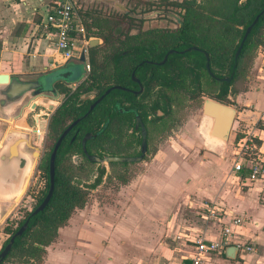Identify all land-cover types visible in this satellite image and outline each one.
I'll return each instance as SVG.
<instances>
[{"label":"crops","instance_id":"obj_1","mask_svg":"<svg viewBox=\"0 0 264 264\" xmlns=\"http://www.w3.org/2000/svg\"><path fill=\"white\" fill-rule=\"evenodd\" d=\"M55 1L0 0V74L33 78L64 64L41 29ZM71 1L80 13L119 11L136 0ZM259 50L227 98L236 110L233 124L247 128L242 133L253 136L264 169V122L256 123V114L264 112V51ZM41 100H34L39 105L33 110V100H28L20 116V110H16L11 127L30 132L35 127V114H52L46 109L49 100L42 104ZM44 117L37 120L42 124L40 131L44 125L41 121L47 120ZM9 119L0 110V150ZM192 129L193 123L187 122L171 137L165 133L154 137L164 143L151 153V159L140 161L142 169L126 183L110 187L109 181H103L90 190L85 206L72 213L67 224L58 229L55 241L46 247L42 264H192L194 240H220L227 223V218L221 223L194 220L189 206L198 207L207 201L221 204L227 215L244 220L241 226L232 227L231 244L251 245L253 251L237 249L235 257L228 258L224 249L220 254L203 256L200 264H264V177L250 182L241 172L232 171L231 154L219 155L214 148L207 152L198 149L195 144L203 139L197 140ZM20 174L13 179L17 184ZM100 187L104 188V196H95ZM15 196L16 192L0 190V234L1 224L16 205L17 201L12 202ZM4 240L0 238V248Z\"/></svg>","mask_w":264,"mask_h":264},{"label":"trees","instance_id":"obj_2","mask_svg":"<svg viewBox=\"0 0 264 264\" xmlns=\"http://www.w3.org/2000/svg\"><path fill=\"white\" fill-rule=\"evenodd\" d=\"M263 8L264 0H246L242 3H239V0H136L124 5L119 11L80 12L86 32L101 40V43L89 47V70L84 80L73 91L58 83L56 85L64 99L48 119L46 138L50 145L37 166L38 171L46 178L45 188L38 196L33 209L43 200L48 189V160L55 141L68 124L85 114L88 106L94 101L81 100V96L92 90H98L99 94H102L111 86L136 88L130 78L133 70L144 91L136 100L130 92L111 90L88 116L79 121L66 135L57 150L54 189L48 204L35 215H30L32 211L26 212L16 227L4 228L7 237L0 250L22 223L29 219L26 229L14 239L10 251L0 264H42L46 247L55 241L58 229L67 224L72 213L85 206L90 190L103 181L114 179L117 183L124 184L131 177L126 176V170H122L129 165L128 162L109 163V167L121 168L120 172L111 175L106 174L105 165L87 158V155L99 158L126 157L117 137L118 102H129L131 106L140 109L141 101L148 100V104L142 109L147 107L155 115L156 110L158 113L166 112V106L161 101L162 97L166 96L167 101L175 106L170 118L176 122L197 109V102L206 91L203 87L207 79L208 87L213 88V93L207 95L208 99L228 104L227 97L233 93L234 84L246 74L253 63V52L264 45L263 13L245 39L233 69L234 54L242 36ZM168 17H173L172 21L177 22L176 28L171 31L142 27V23L151 18L166 20ZM192 47L195 50L182 55H169L163 66L145 63L161 60L168 50L181 51ZM204 53L208 56L211 73L217 78L229 77L232 74L230 81L215 80L208 75ZM177 59H181L180 63L178 61L173 65ZM140 63L142 65H139ZM151 68L152 73H155L153 77L148 72ZM154 79L159 82L161 80L160 84L167 90L152 94ZM179 94L188 99L185 105H182L184 102H178ZM145 115L144 112L143 116ZM130 119L131 116H124L125 123H129ZM106 122L107 125L103 129ZM161 129L150 126L147 142L159 136ZM87 134L92 137L85 140L83 152L82 140ZM241 137L235 136V140ZM133 143L139 144L140 140L129 141L127 145ZM73 156L78 158V163H72ZM94 165L95 171L92 170ZM241 173L244 177L248 176L246 169Z\"/></svg>","mask_w":264,"mask_h":264},{"label":"water","instance_id":"obj_3","mask_svg":"<svg viewBox=\"0 0 264 264\" xmlns=\"http://www.w3.org/2000/svg\"><path fill=\"white\" fill-rule=\"evenodd\" d=\"M246 0H239V3L245 2ZM264 13L263 10L255 16L252 23L246 28L242 39L239 43V46L234 54V66L236 67L237 59L239 57L240 51L242 49L243 43L250 33L253 25L256 24L258 18L261 14ZM99 41L97 38H94L90 43L89 47H93L98 44ZM191 49L195 50V48H186L182 50L180 53L189 52ZM174 53V51H168V54ZM206 62L205 68L208 75L219 81L228 82L232 78V74L229 77L217 78L215 77L209 68L208 56L204 53ZM166 59V56L160 62L163 63ZM85 57L83 54L80 55L77 60H66L64 64L53 71H47L42 74L37 75L33 78H22L19 76H11L9 74H0V110L4 112L6 115L10 116L8 120V127L6 128L3 137H2V148L0 150V190L2 192H16L15 198L12 199V202H16L20 196L22 195V191L24 188H21L19 184H17L14 180L23 170L26 162V156L24 155L22 150L24 149L31 150L33 153L32 158H34V162L41 160L42 152L36 147L35 136L36 129H31L30 132H26L23 130H15L11 126L13 124V116L12 114L16 110H20L18 116L22 114L23 107L26 105L28 100H33L30 104V108L33 110L39 104H37L34 100L40 97L41 104L46 102V99L49 100V104L46 106L48 111H54L56 108L54 103L61 99L62 94L56 88V84L58 82L65 83V86H69L72 83H80L86 75L84 68ZM81 69L80 73H77L78 69ZM132 78L133 75H132ZM137 81V79L135 78ZM117 86H111L107 88L102 94L98 90H92L90 92L85 93L81 96L82 99H94L97 97L89 106L85 114L81 117L76 118L67 127L62 131L57 140L55 141L53 148L49 155L48 160V189L43 198V200L32 210L31 216L37 214L42 211L45 206L48 204L51 195L54 189V173H55V158L57 154V150L66 137V135L81 121L83 118L87 117L88 114L92 111V109L111 91L117 89ZM138 93V92H135ZM24 105V106H23ZM41 107H45L41 105ZM201 115L204 122L203 132H204V140L206 141V147L211 148L213 146L223 147L226 146V142L231 134V129L233 122L236 117L235 108L228 106L226 104L220 103L213 99H204L201 106ZM46 116L44 111L35 114V126L40 125L37 123V120H40ZM48 119L45 121H41L44 123L43 128L46 130ZM90 134L85 135L82 140V149L85 152L84 144L85 140L91 138ZM74 137L71 138L73 140ZM146 154V139L145 134L142 133V141H141V151L140 154L136 157H123V156H105L99 158L97 156L87 155L89 160H92L98 164L108 165L111 162H128L135 163L140 162ZM7 179L6 181L4 179ZM14 179V180H13ZM22 191L20 192V190ZM2 216L0 217V220ZM29 219L27 218L22 225L16 230V232L10 236L8 242L5 246L0 250V263L6 257L8 252L11 249V246L14 242V239L20 236L23 231L26 229L28 225ZM237 253V248L235 246H228L225 248V254L228 258H234Z\"/></svg>","mask_w":264,"mask_h":264},{"label":"built area","instance_id":"obj_4","mask_svg":"<svg viewBox=\"0 0 264 264\" xmlns=\"http://www.w3.org/2000/svg\"><path fill=\"white\" fill-rule=\"evenodd\" d=\"M41 29L54 52L60 54L64 61L77 60L83 54L85 57L84 68L87 71L89 70V43L95 37L90 36L86 32L77 8L71 0H57L53 2L49 7V12ZM258 122H264V112L256 114V123ZM39 127L40 125L34 127L36 129L34 137L35 143L41 146L46 130L43 128L42 133H40ZM232 148L233 172L239 174L243 169H246L248 171L247 180L250 182L264 177V169L257 157V147L251 134H246L239 138ZM189 208L194 220H200L203 223H221L223 218H227V223L221 230L220 240L206 241L203 237H197L194 240L195 254L192 258V264H200L203 256L220 254L224 251L225 247L230 245L246 252L253 251L251 245L241 243L231 244L232 227L241 226L244 223L242 218L230 214L227 215L225 208L215 201L203 202L198 207L189 206Z\"/></svg>","mask_w":264,"mask_h":264},{"label":"flooded vegetation","instance_id":"obj_5","mask_svg":"<svg viewBox=\"0 0 264 264\" xmlns=\"http://www.w3.org/2000/svg\"><path fill=\"white\" fill-rule=\"evenodd\" d=\"M142 25H143L142 27H144V28L165 29V31H171V30L176 28L177 22L155 20V21L144 22V23H142ZM191 50H193V49H191ZM168 51H174V53L167 55ZM168 51L161 58V60H159V61H146L145 63H147L151 66H163L165 64V62H167L169 55H172V54L182 55L183 54V53H180L182 50L181 51L168 50ZM124 53H126V52H124ZM165 56H166V59L164 60L163 63L160 64V62L163 60V58ZM178 61L180 63L181 59L175 60L173 65H176L178 63ZM139 65H142V63H140ZM169 66H171V65H169ZM80 71H81V69L79 68L77 73H80ZM148 72H149V75H151L152 77L155 75V73H152V68ZM132 75L134 78H132ZM130 78H131L132 82H134V84H136V88L128 89L125 87L117 86L118 87L117 90L130 92L137 100V99H139L140 95L143 93L144 87L142 86L140 80L134 76V70L131 72ZM135 78L137 79V81L135 80ZM160 82H161V80H160ZM160 82L157 81L156 79L153 80L152 94H156L158 91L165 92L167 90V88H165L164 85H161ZM58 84L65 86V83H63V82H58ZM179 87H180V84L177 85V88H179ZM135 92H138V93H135ZM96 98L97 97H95L94 99H91V100H95ZM161 101L166 106V112L165 113H158L156 110L155 115L153 113H151V111L147 107L142 109L144 107V105L148 104V100H145L144 102L141 101L140 109H138L137 107L131 106V103H129V102H121L120 101L116 104L117 137H118V140L120 143L119 144L120 148L124 152V156L136 157L140 154L142 133L145 134V139H146V154L145 155H147V152L149 151V144L147 142L148 141L147 137L149 136L148 129L150 126H152V127L154 126V127H156V129L159 128V130L162 128V126H165L164 128L161 129V132H158V135H161L164 133L170 134V132L174 133L173 128L176 127V122L177 123L179 122V121L175 122L174 120H172L170 118L172 113H173V109L175 108V106L172 103L170 104L167 101L166 96H163ZM149 105H150V103H149ZM144 112L146 114L145 117L143 116ZM127 115L131 116L129 123L124 122V116H127ZM164 123H165V125H162ZM40 125H42V124L40 123ZM106 125H107V122L104 124L103 129L106 127ZM138 139L140 140L139 144L133 143V145H127V142L136 141ZM32 156H33V153H31L29 157H26V160H25L26 164H25V166H24V168L21 171V174L19 176V183L18 184L20 185L21 188H24L23 191H22V189L20 190V192L22 191V195L26 191L27 185L29 184V180L31 177V173L33 171L32 161L34 159L32 158ZM22 195H21V197H22ZM30 211H32V210H30Z\"/></svg>","mask_w":264,"mask_h":264},{"label":"rangeland","instance_id":"obj_6","mask_svg":"<svg viewBox=\"0 0 264 264\" xmlns=\"http://www.w3.org/2000/svg\"><path fill=\"white\" fill-rule=\"evenodd\" d=\"M109 11V10H108ZM111 11V10H110ZM156 18H151V20L149 21H155ZM174 20L173 17H168L166 20L164 19V21H172ZM99 43H101V40H99ZM259 48H263L264 49V45L263 47H258L253 53L255 54V56H257L258 53H260V50ZM85 72H87V70H85ZM205 83H204V90L205 93L202 94L199 98V101L197 102V109L196 110H192V112L190 111V114L186 117H182L181 120H179L178 123H176V127H174L173 131L174 133H171L170 132V135L169 137L173 136L174 134L178 133L180 131V128L182 126V124L184 123H187V122H192L193 123V129H192V134L195 135V138L198 140V138H202V140H199L197 141L199 143V145H196L198 149L202 150V151H210L211 149H213L214 151H217V153L219 152V155L221 154L222 156H225L227 154H231L232 153V150H233V145L235 144V142L237 140H235V136H245L242 132H246L247 131V128H242L241 125L239 124L238 126L235 127V125L233 124L232 126V129H231V134L228 138V141L226 142V146H223V147H217V146H213L211 148H207L206 147V141L204 140V132H203V126H204V122H203V119L200 118L201 114H200V110H201V107L200 105H202L204 99H208L207 95H210L213 93V88L211 89L210 87H208V83H207V79H205ZM209 82V81H208ZM77 84L75 85V87H73V85H69V86H66L68 87L70 90H74L76 88ZM186 96H183L182 94H179V96L177 97L178 98V102L179 103H183L182 105H185L188 101L187 98H185ZM63 95L61 96V101H57L56 103H54V106H58L60 105V103L63 101ZM81 100H84L81 98ZM228 106V104H226ZM181 112V111H180ZM179 112V113H180ZM51 115V113L48 114V116L46 115L44 117L45 118H49ZM178 116V115H177ZM180 116V114H179ZM184 119V120H183ZM46 120V119H45ZM234 123V122H233ZM198 125L200 126V131H201V135H199V129L196 130L198 128ZM189 133V132H188ZM169 134V133H167ZM167 134L165 133V135L167 136ZM158 137V136H157ZM164 142H160V141H156V139H152L150 141V145H149V153L148 155H145L144 158L145 160H149L151 159V153L153 151H155V149H158ZM50 145V141L47 140L46 138V134L44 136V139H43V142H42V145L39 146L36 144V147H38L41 152H42V155L44 153L45 150H47L48 146ZM199 146V147H198ZM230 149V150H229ZM24 152L25 154H27V157L30 156L31 154V150H27V149H24ZM34 159V158H33ZM71 161L72 163L76 164L78 163V158L73 156L71 157ZM142 162V161H141ZM141 162H138V163H129V165L125 168V169H122V170H126V176H134L135 173H137L139 170L142 169L143 165ZM33 163V171L31 173V177H30V180H29V184L27 185V188H26V191L25 193H23L22 197L20 196V198L17 200L16 202V205L14 207V210L13 212L11 213V215L9 217H7V219L1 224V228H2V234H0V238H5L7 237L6 233L4 232V228L5 227H11V228H14L16 227L17 223L22 220L24 218V215L25 213L28 211V210H32V208L35 206L36 204V201H37V198L38 196L40 195V193L42 192V190L45 188V181H46V178L43 174H41L39 171H37V166L39 164V160L35 161L34 160L32 161ZM95 168H96V165L92 166V170L95 171ZM105 168L108 169V172L109 174L113 175L115 172H120L119 170H121L120 167H109L108 165H105ZM117 181L114 180V179H111L109 180L108 182V186L110 187H115ZM104 188L103 187H100L98 189V191H95L94 192V195L95 196H98V197H101V196H104V192H103Z\"/></svg>","mask_w":264,"mask_h":264},{"label":"bare ground","instance_id":"obj_7","mask_svg":"<svg viewBox=\"0 0 264 264\" xmlns=\"http://www.w3.org/2000/svg\"><path fill=\"white\" fill-rule=\"evenodd\" d=\"M39 132L42 133V131H40V129H39Z\"/></svg>","mask_w":264,"mask_h":264}]
</instances>
